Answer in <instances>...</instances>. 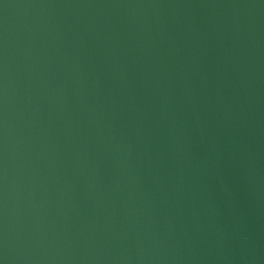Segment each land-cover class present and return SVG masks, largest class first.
<instances>
[{
  "label": "water",
  "instance_id": "1",
  "mask_svg": "<svg viewBox=\"0 0 264 264\" xmlns=\"http://www.w3.org/2000/svg\"><path fill=\"white\" fill-rule=\"evenodd\" d=\"M0 264H264V0H0Z\"/></svg>",
  "mask_w": 264,
  "mask_h": 264
}]
</instances>
